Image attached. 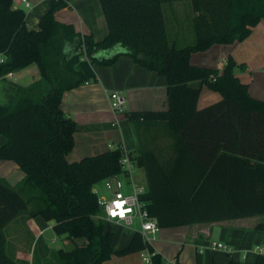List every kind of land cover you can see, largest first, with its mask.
<instances>
[{
    "label": "trees",
    "instance_id": "1",
    "mask_svg": "<svg viewBox=\"0 0 264 264\" xmlns=\"http://www.w3.org/2000/svg\"><path fill=\"white\" fill-rule=\"evenodd\" d=\"M100 1L109 32L96 41L56 20V12L70 0H50L38 29L26 26V12L15 9L13 0H0V77L32 64L41 75L35 83L19 87L9 105H0V134L6 138L0 160L15 162L25 173L17 187L0 177V264H29L5 250L3 229L22 213L54 222L55 234L74 243L71 250L56 251L61 264H103L113 254L143 251L152 254L153 264H181L164 260L139 232L114 251L113 224L98 218L103 210L94 186L124 173L122 149L68 160L77 125L61 103L65 92L89 80L76 69L83 57L111 66L125 55L167 77V110L125 112L138 134L160 123L174 140L176 155L169 169L143 144L137 159L148 179L144 199L160 228L264 216V100L250 95L231 56L222 70L190 61L192 53L214 44L245 40L264 19V5L235 14L236 0H191L197 14L196 40L177 48L168 39L163 12L164 4L177 0ZM118 45L122 52L96 57ZM192 82L220 93L222 100L198 109L201 89L191 87ZM213 264H264V254L254 262Z\"/></svg>",
    "mask_w": 264,
    "mask_h": 264
},
{
    "label": "crops",
    "instance_id": "2",
    "mask_svg": "<svg viewBox=\"0 0 264 264\" xmlns=\"http://www.w3.org/2000/svg\"><path fill=\"white\" fill-rule=\"evenodd\" d=\"M28 1L30 6L26 7L22 0H13V7L26 12V26L29 29H38L40 19L50 10V0ZM258 3L264 5V0H236L234 13H242ZM163 12L168 39L172 44L182 48L195 42L194 19L197 14L193 10L191 0L166 3L163 5ZM55 17L58 22L72 25L76 32L91 35L96 41L104 39L109 32L100 0H70L69 6L57 11ZM213 47L226 48L227 51L237 53L250 62L251 65L246 67L245 71L238 69L236 74L244 83H249L252 97L264 100V19L252 28L251 34L242 42L214 44ZM123 50V47L118 45L112 50L98 52L96 57L110 58ZM225 62L226 59H218L214 66L222 70ZM192 64L201 66L194 62ZM76 69L89 80L65 92L62 98V110L77 125L74 134L75 145L68 155V160L80 161L87 156L120 148L134 157L136 167L143 171L144 180L140 182L135 175L134 179L147 185L148 189L145 169L137 164L142 144L152 149L164 168L169 169L176 155L174 140L166 126L160 123L152 124L150 130L142 128L138 134L137 125L126 117L125 112L167 110L169 107L167 77L148 70L125 55L111 66L93 64L88 58L83 57ZM40 78L37 64L0 77V105H9L19 87L29 86ZM190 86L201 89L198 109L222 100L220 93L210 90L201 82H192ZM112 92H119L124 97L125 107L122 112H115L112 109L110 98ZM5 142L6 138L0 134V146ZM0 177L10 186L17 187L24 179L25 173L15 162L0 160ZM261 224L264 227V216L160 228L150 243L168 262L213 264L227 263L232 259L254 262L259 255L255 251L256 248L264 247V228L257 230V226ZM53 227V222H46L41 217L33 218L27 213L20 214L3 229L7 254L21 262L44 264L50 248L43 242L42 237L49 229L53 230ZM113 227H119L129 234L125 237L122 232L124 239L120 237L117 243H115L117 237L114 236L112 246L114 251H118L128 245L136 231L118 224H113ZM34 238L43 242L36 263L33 257ZM66 242L70 243L69 240ZM212 242L222 243L231 250L213 249ZM8 248L11 249V253ZM146 253L147 251L135 252L124 256L113 254L103 264H146L144 261Z\"/></svg>",
    "mask_w": 264,
    "mask_h": 264
},
{
    "label": "built area",
    "instance_id": "3",
    "mask_svg": "<svg viewBox=\"0 0 264 264\" xmlns=\"http://www.w3.org/2000/svg\"><path fill=\"white\" fill-rule=\"evenodd\" d=\"M26 7L30 6L28 0H22ZM0 62H4V56L0 54ZM111 106L115 112H122L125 107V99L119 92H112ZM121 167L124 173L109 177L103 182L109 194L108 197L99 196V204L103 210L102 219L107 223L123 225L127 229L139 232L143 238L150 242L160 230L157 220L150 214L148 202L144 199L147 194V185L141 184L134 179L135 159L130 153L123 151ZM125 178V179H124ZM138 223V228L133 229ZM153 239V238H152ZM213 249L230 251L226 245L212 242ZM259 254H264V247L255 250ZM152 254L146 253L144 261L146 264L152 263Z\"/></svg>",
    "mask_w": 264,
    "mask_h": 264
},
{
    "label": "rangeland",
    "instance_id": "4",
    "mask_svg": "<svg viewBox=\"0 0 264 264\" xmlns=\"http://www.w3.org/2000/svg\"><path fill=\"white\" fill-rule=\"evenodd\" d=\"M217 45H219V44H217ZM229 56H231L236 63L235 72L238 71V69L240 70L241 68H242L241 70L245 71L246 67L251 65L249 61H247L246 59H243L237 53L234 54L231 51H227L226 48L216 49L213 46L209 47L206 50L192 53L191 57H190V61H191V63L194 62L195 64H197V65L200 64L201 66L206 67V68H215L216 66H214V65H216V63L218 62V59H226V61H227ZM247 85H249L248 82H247ZM248 91H249V86H248ZM249 93H250V91H249ZM134 172H135L134 175L137 177V180H139L140 182H143V180H144V176L142 174L143 171L140 170L138 167H136L134 169ZM94 192L100 198L109 196L107 189L105 188L104 182H100L97 185H95L94 186ZM102 215L103 214L98 216V218L102 219ZM137 228H138V223L135 224L133 229H137ZM113 232H114L115 236L117 237L115 243L118 242V239L120 237H121V239H124L123 235L121 234L122 232L124 233L125 237L129 236V234L127 232H124V230L119 228V227H113ZM42 238H43V242H45L49 246L50 249H53V250L48 249V252H47L48 257H47L46 261H44V264H61V261H59L55 255L56 251L60 250V249H63L64 251H68V250H71L74 246V243L72 241L69 240L70 243L66 242L68 240L67 238H64V239L61 238L60 236L56 235L55 232H53V230H51V229L46 231ZM152 238L153 237L151 236V239ZM52 240H55V242H52ZM81 241L82 240H78V243L81 244ZM43 242L42 241L39 242L37 240V238H34L33 257H34L35 263L37 262V257H39L40 248H41ZM10 245H11V243H10ZM9 252L11 253V249H9ZM39 263H41V262H39ZM36 264H38V263H36Z\"/></svg>",
    "mask_w": 264,
    "mask_h": 264
}]
</instances>
